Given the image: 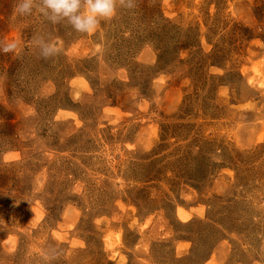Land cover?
<instances>
[{"label":"rangeland","instance_id":"374dc122","mask_svg":"<svg viewBox=\"0 0 264 264\" xmlns=\"http://www.w3.org/2000/svg\"><path fill=\"white\" fill-rule=\"evenodd\" d=\"M16 3L0 264H264V0H134L90 33Z\"/></svg>","mask_w":264,"mask_h":264},{"label":"clouds","instance_id":"9594fccd","mask_svg":"<svg viewBox=\"0 0 264 264\" xmlns=\"http://www.w3.org/2000/svg\"><path fill=\"white\" fill-rule=\"evenodd\" d=\"M117 4L125 8H133L134 0H40L37 7L36 0H17L14 12L19 15H30L35 9L52 24L67 21L74 30L90 33L97 29L101 20L111 19L116 12ZM43 59L57 55L60 49L51 39L33 37ZM17 45L5 42L0 45V51L5 53L14 51Z\"/></svg>","mask_w":264,"mask_h":264},{"label":"bare ground","instance_id":"6f19581e","mask_svg":"<svg viewBox=\"0 0 264 264\" xmlns=\"http://www.w3.org/2000/svg\"><path fill=\"white\" fill-rule=\"evenodd\" d=\"M179 216L182 220H184L187 216H185L184 214H182V212H179Z\"/></svg>","mask_w":264,"mask_h":264}]
</instances>
